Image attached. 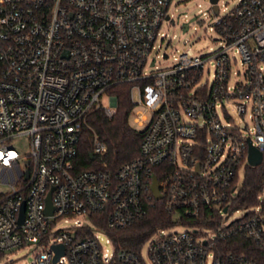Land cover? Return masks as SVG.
<instances>
[{"label":"built area","instance_id":"obj_1","mask_svg":"<svg viewBox=\"0 0 264 264\" xmlns=\"http://www.w3.org/2000/svg\"><path fill=\"white\" fill-rule=\"evenodd\" d=\"M220 1L216 12L210 0V12L221 48L185 52L151 72L163 23L176 24L173 0H0L3 257L28 246L33 264H264L263 191L251 207H236L249 141L264 163V0H240L223 16ZM238 63L243 72H234ZM208 65L213 81L201 84ZM119 85L131 87L133 111L151 113L135 116L139 156L109 169L94 133L92 160L102 167L79 171L88 118L116 114ZM227 105L253 128L236 126ZM21 136L31 140L27 155L11 147ZM159 205L167 220L139 249L115 244L110 232ZM55 246L64 250L57 262Z\"/></svg>","mask_w":264,"mask_h":264},{"label":"rangeland","instance_id":"obj_2","mask_svg":"<svg viewBox=\"0 0 264 264\" xmlns=\"http://www.w3.org/2000/svg\"><path fill=\"white\" fill-rule=\"evenodd\" d=\"M240 0H221V15L235 9ZM211 2L210 0H173L169 13L175 20L176 24L172 25L170 21L163 23L158 40L155 45V49L152 51L148 61V71H157L158 69L167 68L174 64L179 55L187 52L190 56H206L219 50L222 46L219 41L220 36L212 30V24L214 23L213 15L210 12ZM240 60L239 56H237ZM238 60V61H239ZM243 72V68L240 63L234 68L236 71ZM210 71V72H209ZM214 67L208 65L201 84H209L213 81ZM241 80V77L234 78V80ZM109 96H104L102 100L104 105H107ZM134 101L139 102V93L135 91ZM227 111L234 119V124L243 129L248 126L253 128L252 122L246 118L243 119L238 116L236 110L232 105H227ZM142 107H137L130 118V123L135 129L142 130L135 124V116L137 113H142L145 117L151 118L149 111H144ZM117 112V110H116ZM11 147L15 149L21 155H27L31 150V140L28 136H21L15 139L11 143ZM244 175L240 174L239 184L244 183ZM261 199H264V190L261 195ZM243 214V211L239 213H233L230 215L229 220L234 221ZM62 226H65L64 224ZM185 227H175L172 231H183ZM150 243V242H149ZM149 243L143 248V254H146ZM34 256L31 253V249L27 247L19 248L15 251L8 252L1 260L0 264H33Z\"/></svg>","mask_w":264,"mask_h":264},{"label":"trees","instance_id":"obj_3","mask_svg":"<svg viewBox=\"0 0 264 264\" xmlns=\"http://www.w3.org/2000/svg\"><path fill=\"white\" fill-rule=\"evenodd\" d=\"M131 87L119 85L111 90L117 97V112L109 117L104 111H97L88 118L89 128H85L79 145L78 168L81 170L101 169L102 164L92 160V140L96 133L107 146L103 162L109 169L116 170L139 156L140 145L144 132L136 130L130 123L134 109L131 100ZM264 190V163L259 167L248 166L245 180L236 202L237 208H247L254 205L257 197ZM167 220L162 206L148 217L129 226L124 230L112 231L110 235L118 247L139 249L141 245ZM3 254L0 253V262Z\"/></svg>","mask_w":264,"mask_h":264},{"label":"water","instance_id":"obj_4","mask_svg":"<svg viewBox=\"0 0 264 264\" xmlns=\"http://www.w3.org/2000/svg\"><path fill=\"white\" fill-rule=\"evenodd\" d=\"M211 1L213 4H215V11L218 12V6L216 4L219 0H211ZM248 160H249V165L251 167H259L263 163V154L252 145L251 141H249ZM153 192L157 200H160L162 198V195L160 194V191H159V185L157 182V178H154ZM48 204L49 205H48L47 213L52 214L53 208L51 204V198H49ZM22 220H23V211H22L21 221ZM54 250L56 251V254H57L55 258V262H57L60 259V257L64 255V250L61 246H55Z\"/></svg>","mask_w":264,"mask_h":264}]
</instances>
